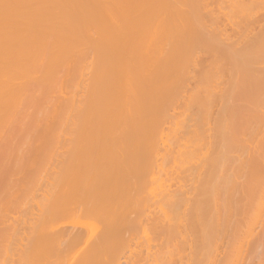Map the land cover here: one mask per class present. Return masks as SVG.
Here are the masks:
<instances>
[{
	"label": "bare ground",
	"instance_id": "obj_1",
	"mask_svg": "<svg viewBox=\"0 0 264 264\" xmlns=\"http://www.w3.org/2000/svg\"><path fill=\"white\" fill-rule=\"evenodd\" d=\"M69 88L52 104L50 92ZM177 106L182 118L192 111L189 120L174 119ZM44 116L61 141H75L61 143L72 150L55 161L54 178V160L40 167L42 155H32L23 199L28 156L12 154L23 173L0 151V264L255 260L260 235L258 244L250 237L264 230V0H0V143L29 138Z\"/></svg>",
	"mask_w": 264,
	"mask_h": 264
},
{
	"label": "rangeland",
	"instance_id": "obj_2",
	"mask_svg": "<svg viewBox=\"0 0 264 264\" xmlns=\"http://www.w3.org/2000/svg\"><path fill=\"white\" fill-rule=\"evenodd\" d=\"M232 14V13H231ZM234 14H236V13H233L232 15H230V17H228V18H230V19H234ZM227 15L229 16V13H227ZM237 15V14H236ZM235 15V16H236ZM239 15V14H238ZM226 16V15H225ZM225 16H223V14H222V16H221V14H220V18H222V20H225V19H223V18H225ZM227 17V16H226ZM231 17H233V18H231ZM236 19H237V16L235 17ZM237 20H239V18L237 19ZM241 20V19H240ZM231 21V20H230ZM233 22H235V20L233 21ZM244 22V21H243ZM238 23V22H237ZM243 25H246V23L244 22L243 23ZM230 28V29H229ZM229 31L231 30V26H229ZM259 27H257L255 30H254V32L257 30H259L258 29ZM250 35V34H249ZM228 42V41H227ZM89 57H91V56H89ZM88 59V61L86 60V63L88 64V66H91L90 64H91V60H92V58H87ZM89 59H91V60H89ZM86 71V70H85ZM84 74H86V72H84ZM83 74V75H84ZM61 75H62V73H61ZM84 78V79H83ZM225 78V77H224ZM85 79H86V77H82V79L80 78L79 79V81L81 82V80H83L82 82H84L85 81ZM66 83H67V81H65ZM64 82V83H65ZM65 83V84H66ZM65 84H63V85H65ZM67 85V87H69L68 86V84H66ZM71 88H69V89H67V90H69V91H64V92H66V93H64V95H63V92H56L55 93V95H53L51 92L49 93V95H50V97L52 98V104H53V101H54V99H60V98H63V97H65V94H66V96H68V94L70 95V93H72L71 91H76V89H72V90H70ZM56 91V90H55ZM68 92V93H67ZM38 93V92H37ZM37 93L34 95V101H33V104H32V108H31V111H32V113L33 114H37L38 112H39V105H40V107H42V102H41V100H39L40 98H37L38 99V101H40L41 102V104H39V105H37V102L38 101H36V97H39V96H37ZM53 93H54V91H53ZM59 94V96H62V97H60L59 98V96H57L58 94ZM74 93V92H73ZM78 93V94H77ZM38 94H40V92L38 93ZM54 97H53V96ZM74 97H75V99L76 100H78V96H80V91H79V89H77V92L75 93V94H72ZM77 95V96H76ZM71 96V95H70ZM66 98V97H65ZM64 99V98H63ZM48 100H50V98H48ZM36 101V102H35ZM49 101H47V103H48ZM55 102V101H54ZM35 103H36V105H35ZM48 105V104H47ZM46 105V106H47ZM52 105H51V102H50V104H49V106L48 107H51ZM46 108L45 107V112H46V110L47 109H49V108ZM178 107H180V106H177V107H175V109H174V113H177V116L179 115V114H181L180 115V117H174V119H178L177 121H179V120H183V123H184V118L186 119V121H187V119L189 120L190 118H188V115H186L187 113H189V111H191V110H189L187 113H184V118H182L183 117V112H185V109L183 110V107H181V110H183V112H179V110H180V108H178ZM52 108V107H51ZM178 110H177V109ZM36 109L38 110V112L36 111ZM172 109V108H171ZM171 109H170V111H171ZM50 110V109H49ZM175 110H177L178 112H176ZM186 110H188V109H186ZM48 111V110H47ZM50 111H52V109L50 110ZM173 112V110L171 111V112H169V114L171 113L172 115H175V114H173L172 113ZM192 112V111H191ZM179 113V114H178ZM45 114H49V112L48 113H45ZM53 115V117H54V113H52V112H50V114H49V116L50 115ZM171 114H170V116H169V118H171V119H173V117H171ZM190 114H192V113H190ZM189 114V117L191 116ZM57 115V114H56ZM186 115V116H185ZM48 116V117H49ZM182 116V117H181ZM48 117H47V120H45L44 118H45V116L43 117V120H41V119H39L38 120V122L37 121H35L34 120V122H33V124H32V126H31V128H30V130H29V136H30V132H32V136H30L29 138H26V139H24V138H22V135L20 134V136L21 137H18V141H15V142H13V144H10V139H9V143H5V142H1L0 143V145L4 148V149H2L1 147H0V151H1V155H2V157L4 156V157H6L7 158V156L9 155V154H11V157H12V154H14L15 155V157H16V155H17V153H18V155H19V157L18 158H16V160H20V154H21V151H23L22 152V154H27V156H28V159H27V157H26V159H25V157H24V159L25 160H23V162H25L23 165H24V167H26V168H28V171H26V168H24V167H20L21 166V164H20V166L19 165H17V161L15 160V158H13L12 159V161H11V163L13 162V160H15L16 161V163L15 162H13V164L15 163L16 164V166H19V168H21V171H23L24 169V171H26L27 173H26V175H28L29 176V179L27 178V176L25 175L24 177H26V178H24V180L23 179H21V181L20 182H25V183H27L26 181L28 180V181H30V179H32V177L30 176V174H32L33 173V171H35V170H37V165L39 164V166L41 167V160H42V162H43V160L45 159V162H43L42 163V165H43V167H45V165L47 166V164H48V166L49 165H51L52 164V161L54 160V162H53V165H52V169L50 168V171L52 172V171H54V173L51 175L53 178H54V175L56 174V176L55 177H57L58 175V172L60 171H58V167L60 168V165H58V163L57 162H59V164H60V161H61V163H62V165H63V162L62 161H64V160H66L67 159V156H69V154L68 153H70L69 152V150L71 151L72 149H70L71 147H68V148H66V145H64V148L61 146V143H63L64 142V140L65 141H67V144L69 145V144H71V143H74V141L72 140V142H71V140H69V138L71 139V137L72 136H70V135H65V137H64V134H62L63 135V141H61L62 140V138H61V136L59 137V135H61V134H56L57 132H58V127H55L54 126V124H53V120H52V123H51V119L49 118L48 119ZM54 119V118H53ZM174 119H173V123H174ZM45 121V122H44ZM39 122H40V124H39ZM180 122V121H179ZM48 123H51V124H49L48 125ZM181 123V122H180ZM170 124H166V126L168 127ZM43 126H44V128H43ZM49 126V127H48ZM166 126H165V129H167L166 128ZM21 128V126L20 125H18L17 126V129H19V128ZM48 127V128H47ZM54 127V128H53ZM56 130H57V132H56ZM43 131H44V134H43ZM24 135V134H23ZM28 135V134H27ZM25 136V135H24ZM35 138H34V137ZM38 136V137H37ZM45 136V138H43ZM48 136V137H47ZM13 137V136H12ZM25 137H27V136H25ZM40 137V138H39ZM46 137H47V139H46ZM68 137V138H67ZM15 138V137H14ZM33 140H32V139ZM38 138V139H37ZM8 138H5V140H7ZM12 139V138H11ZM60 139V140H59ZM73 139V138H72ZM13 140V139H12ZM15 140V139H14ZM26 140H28V141H26ZM42 140V141H41ZM1 141H3V140H1ZM45 141V146H46V149H45V147L43 146V142ZM50 144V146H51V148H49V146H47V142ZM70 141V142H69ZM6 142H8V141H6ZM53 142H54V144H53ZM57 142V143H56ZM60 142V143H59ZM26 143V144H25ZM4 144H6V145H4ZM9 144H10V147H9ZM17 144V145H16ZM29 144V145H28ZM41 144V145H40ZM64 144V143H63ZM65 144H66V142H65ZM5 147H4V146ZM13 145H16V148L14 149L12 146ZM25 145V146H24ZM39 145H40V147H39ZM34 146V147H33ZM70 146V145H69ZM20 149H19V148ZM31 147V148H30ZM57 147V148H56ZM9 148V149H8ZM21 148H24V149H21ZM28 148H29V150H28ZM33 148H34V152H33ZM38 148V149H37ZM54 148H55V152H56V150L58 151L59 149V151L58 152H54ZM13 149H14V151H13ZM18 149V150H17ZM30 149H31V151H30ZM39 149H40V151H39ZM44 149L46 150V151H44ZM65 149V150H64ZM3 150V151H2ZM24 150L26 151L27 150V153H25L24 152ZM12 151H13V153H12ZM28 151H29V153H28ZM38 151V152H37ZM64 151V152H63ZM5 152V153H4ZM14 152H16V154L14 153ZM30 152H31V154H30ZM45 152H46V154H45ZM61 152H62V154H61ZM68 152V153H67ZM20 153V154H19ZM36 153V154H35ZM41 153V154H40ZM43 153V154H42ZM54 153L57 155V154H61V157H59L58 158V155L57 156H55L54 155ZM28 154H30V155H28ZM38 154H39V156H38ZM68 154V155H67ZM7 155V156H6ZM24 155H22V157L24 156ZM32 155H34L33 156V161H34V157H35V159L38 161V159H39V157L42 155V156H44L45 155V157L44 158H42V156L40 157V159H39V161H38V164L34 167V169H32L31 168V165H33L34 166V163L35 162H33V164H32ZM51 155V156H50ZM26 156V155H25ZM37 156H38V159H37ZM48 156V157H47ZM64 156H65V158H64ZM9 157V156H8ZM54 157H56V160L54 159ZM50 158H51V163H50ZM0 160H2V159H0ZM31 160V161H30ZM36 161V162H37ZM55 161H57L56 163H57V166L55 165V167H54V164H56L55 163ZM27 162H28V165H27ZM29 162H31V165H30V163ZM10 163V164H11ZM21 163H22V160H21ZM13 164H12V166H13ZM36 164V163H35ZM26 165V166H25ZM15 166V165H14ZM15 166V167H16ZM14 167V168H15ZM62 167V166H61ZM36 168V169H35ZM17 169V168H16ZM38 169H39V167H38ZM41 169V168H40ZM29 170H33L32 172H30V174H29ZM55 170H56V172L57 173H55ZM24 171H23V173H24ZM50 171H49V174H50ZM18 173V172H17ZM16 173V175L18 176V177H21L22 176V172H21V175H20V172L17 174ZM20 175V176H19ZM24 175V174H23ZM49 176L50 175H48V180H47V182L49 183H51L52 181L51 180H49V179H51V177L49 178ZM52 178V179H53ZM25 179H26V181H25ZM18 181V185H19V187L17 188V189H20V186H21V189H23V191L22 190H19V191H21L18 195L21 197V199H23V197H25L24 196V194L27 196V191H24L25 190V186H27V184H29V182L26 184V185H24L25 183L23 182V184H21L20 182ZM30 182H32V180L30 181ZM12 183H14V182H12ZM10 184H11V182H10ZM21 184V185H20ZM9 185V184H8ZM13 185H16V182L13 184ZM12 185V186H13ZM24 185V188L22 187ZM11 186V188H13ZM30 186H32V185H30ZM7 187H10V186H7ZM173 187V186H172ZM5 188V187H4ZM16 188V187H15ZM27 188V187H26ZM174 188H176V186L174 187ZM173 188V189H174ZM15 190L14 191V189H13V191H12V189H11V192H12V195H10L11 194V192H9V191H7V193H9V195L11 196V199H10V202H9V205H10V207H11V205H13V202H14V200L16 201V199H18V200H20V197L19 198H15V199H13V197H16L17 196V193H15L16 191H18V190ZM28 189H29V185H28ZM4 190H5V192H4ZM2 192H3V194H5L6 195V188L4 189ZM8 190H9V188H8ZM22 193H24L23 195H22ZM3 194H1V195H3ZM13 194H15L16 196H14ZM4 195V196H5ZM7 196V198H9L10 196ZM13 199V201H12V204H11V200ZM9 200V199H8ZM25 200V199H24ZM18 202V201H17ZM17 202H15V204L12 206L13 208V210H14V208H15V206H18L19 207V205L17 204ZM24 202V201H23ZM19 203H21L20 201H19ZM29 203H31V201L30 202H28V204ZM18 207H16L15 208V210L16 209H18ZM263 219V218H262ZM264 220V219H263ZM262 220V221H263ZM260 231L261 233H263L262 234V236H261V233H257V231ZM257 231L255 232V233H257V235L254 233V236L252 235V238L250 237V241H254L255 239V241L257 242V243H255L254 242V244H258V239H259V235H260V241H259V246L257 245V249L259 250V252H257L258 250L257 249H255V247H252L253 245L251 244H249V246H248V249H250L249 247L251 246L252 248H253V253L255 254V260L253 259V262H251L250 263V261H252L250 258H248L249 259V264H256V263H258V261L260 262L259 264H261V262H262V264H264L263 262H264V230L263 231H261V228L259 227L258 229H257ZM257 237V238H256ZM262 238V239H261ZM253 239V240H252ZM262 243V244H261ZM261 247H262V249H261ZM252 248H251V253H252ZM246 250V252L247 251H249V250ZM261 252H262V256H261ZM250 252H248V254L250 255L251 254ZM251 254V256H253L254 257V254ZM259 253H260V255H259ZM249 255H247L248 257H249ZM253 257H251V258H253ZM247 257H245V259H244V264H246V263H248V262H246L247 260ZM261 260V261H260Z\"/></svg>",
	"mask_w": 264,
	"mask_h": 264
}]
</instances>
